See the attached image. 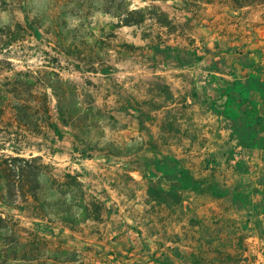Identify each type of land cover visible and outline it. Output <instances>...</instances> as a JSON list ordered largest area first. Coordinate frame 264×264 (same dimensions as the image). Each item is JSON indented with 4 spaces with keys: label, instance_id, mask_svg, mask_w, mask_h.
<instances>
[{
    "label": "rangeland",
    "instance_id": "rangeland-1",
    "mask_svg": "<svg viewBox=\"0 0 264 264\" xmlns=\"http://www.w3.org/2000/svg\"><path fill=\"white\" fill-rule=\"evenodd\" d=\"M263 42L264 0H0L13 264H264Z\"/></svg>",
    "mask_w": 264,
    "mask_h": 264
},
{
    "label": "trees",
    "instance_id": "trees-1",
    "mask_svg": "<svg viewBox=\"0 0 264 264\" xmlns=\"http://www.w3.org/2000/svg\"><path fill=\"white\" fill-rule=\"evenodd\" d=\"M4 143L0 141V151L3 150ZM45 165L41 162L40 157L23 158L17 153L16 155H2L0 157V169L5 180L6 197L14 198L18 194H31L33 198L36 196L38 185V177ZM66 178L74 180L67 174ZM67 186H72L67 183ZM85 212L86 208H82ZM86 214V213H85ZM68 217L70 215H67ZM88 218H94L87 213ZM97 218V217H96ZM0 264H13V259L10 254L19 251L20 245L18 241L15 244L9 242L8 231L6 230V218L0 215ZM12 231V230H11ZM10 232V231H9ZM55 256L50 259V264H71L65 259L67 253H55ZM16 260V259H15ZM21 261V260H20Z\"/></svg>",
    "mask_w": 264,
    "mask_h": 264
},
{
    "label": "crops",
    "instance_id": "crops-1",
    "mask_svg": "<svg viewBox=\"0 0 264 264\" xmlns=\"http://www.w3.org/2000/svg\"><path fill=\"white\" fill-rule=\"evenodd\" d=\"M264 43V42H263ZM256 61V59H255ZM256 73V67L252 66V69H251V73L249 74L248 76V81L250 82V86L253 90V93L250 95V98H252L253 100V104H255L254 107H256L255 110H257V112H260L261 111H264V91H262L261 89V83H257V80L255 79V76L254 74ZM250 75H253L250 76ZM262 81V80H261ZM239 96V95H237ZM247 96V99H249V96ZM244 144H247V142H243Z\"/></svg>",
    "mask_w": 264,
    "mask_h": 264
}]
</instances>
